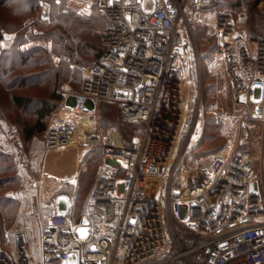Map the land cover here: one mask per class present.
I'll return each mask as SVG.
<instances>
[{"label":"built area","instance_id":"obj_1","mask_svg":"<svg viewBox=\"0 0 264 264\" xmlns=\"http://www.w3.org/2000/svg\"><path fill=\"white\" fill-rule=\"evenodd\" d=\"M52 1L59 0H39L44 24L51 22ZM230 1H85V13L104 18V51L83 67L80 89L66 94L73 103L51 113L42 143L46 151L85 148L76 176L99 150L83 215L87 231L78 234L81 220L73 219L64 195V207L57 200L40 226L39 255L18 221L14 251L0 248V264H264V37L247 33L246 2L235 9ZM207 8L209 19L201 15ZM195 23L206 24L214 39L237 114L223 147L193 152L190 170L182 168L198 139L197 119L182 105ZM100 101L114 103L122 122L142 124L131 143L120 142L114 127L100 130ZM181 169L183 181L174 188ZM7 195L24 201L18 191ZM6 243L11 247L9 237Z\"/></svg>","mask_w":264,"mask_h":264},{"label":"rangeland","instance_id":"obj_2","mask_svg":"<svg viewBox=\"0 0 264 264\" xmlns=\"http://www.w3.org/2000/svg\"><path fill=\"white\" fill-rule=\"evenodd\" d=\"M85 1H56L52 6L51 22L44 24L39 19V0H0V175H6L7 168L14 175L7 183L0 181V248L7 253L14 251L13 242L9 247L6 239L9 237L11 241L17 231L15 225L23 209L18 199L7 195L8 191L17 192L24 183L27 185L29 195L24 203L30 215L51 211L58 193L68 194L73 210L81 214L102 161L99 150H96L73 180L64 179L62 187L51 186L53 179L49 174L58 178L73 176L75 157L86 149L70 146L46 152L42 133L34 129L29 138L24 135L25 128L34 125L33 107H21L14 101L15 96L29 98L32 104L46 100L53 111L63 104L73 103V98H66V94L80 89L83 67L93 62L97 55L89 46L82 52L66 28L71 24L75 29H81V38L91 39L90 28L81 24V20L96 18L99 23L94 31L99 40L104 26V18L98 11L87 14L82 10ZM243 1L247 4V33L264 37V6L261 5L264 0L257 4L252 0ZM149 5L147 1L146 6ZM226 7V4L216 6L217 10ZM210 13V8H207L201 15L209 19ZM66 20L67 25L63 22ZM57 23L66 26L63 34L58 36L54 34ZM22 44L25 47L19 49L18 45ZM99 44L102 47L101 41ZM185 69L182 109L187 117L197 119L195 134L198 139L188 147L182 169L193 170L198 157L193 152L203 155L221 149L227 134L235 131L237 114L230 82L215 57L214 39L206 24L195 23L191 27ZM52 93L60 98L52 97ZM97 110L100 130L106 132L114 127L119 141L124 144L131 143L142 128L141 123L122 122L117 106L112 102L100 101ZM205 125L210 129L203 135ZM248 141L255 149L253 137ZM42 158L45 166H41ZM35 162L37 166H32L36 165ZM33 182L37 183V189L32 187ZM29 242L38 256V228L29 235Z\"/></svg>","mask_w":264,"mask_h":264},{"label":"trees","instance_id":"obj_3","mask_svg":"<svg viewBox=\"0 0 264 264\" xmlns=\"http://www.w3.org/2000/svg\"><path fill=\"white\" fill-rule=\"evenodd\" d=\"M241 1L242 0H231L230 5L233 6L235 9H237V7L241 3ZM252 1H253V4H257L261 0H252ZM54 4H55V2L52 1V6H54ZM52 6H51V14H52ZM67 21L68 20L63 21L65 23V25H67V23H68ZM247 22H248V19H247ZM97 23H99V22H98V20H96V18H94L93 20H91V19L89 20V18H82V20H81V24H83L86 28L87 27L90 28V30H91L90 38L91 39H88L87 37H86L87 38L86 39L85 36H83L84 38H81L80 37L82 34L81 29H75L74 27L71 26V24H70L69 28L68 27L66 28V26H63L60 23H57L56 28L54 29V34L55 35L63 34L64 28H66L68 30L67 34H69V36H71V39H73L75 41V43L80 48H82L81 49L82 52L84 50H86V48H88V46H89V48L91 50L96 51L95 55H97L96 59H98V57L103 53L104 47H103V45H102V47L100 46L99 41H101V40L100 39L98 40L97 33H96V31H94L97 28V26H96ZM103 25H104V23H103ZM254 37H258V36H254ZM51 96L56 98V99L60 98V96H58L54 93H52ZM14 101L18 106H21V107H33V111H34V115H35L34 125L30 128H25V130H24L25 137L29 138L35 129L36 131L42 133V138H43L44 129H45V126H46L47 121H48V119L46 121H45V119H46V117L50 116V114L53 112V107L48 105L46 100H43L40 103L32 104L31 100L29 98L15 96ZM209 129H210L209 126L205 125L203 135H204L205 130H209ZM6 166H10V164H6ZM9 170L10 169L7 168V174L6 175H0V181L2 180L3 182H6V183L11 181V179H12V177H14V175L10 174Z\"/></svg>","mask_w":264,"mask_h":264},{"label":"crops","instance_id":"obj_4","mask_svg":"<svg viewBox=\"0 0 264 264\" xmlns=\"http://www.w3.org/2000/svg\"><path fill=\"white\" fill-rule=\"evenodd\" d=\"M46 152H48V151H46ZM83 154H84V152H82L81 153V155H77L76 157H75V160H74V163L72 164V166H75V172H74V174H73V176H70V177H65V178H58V177H56V176H54V175H52V174H49V176L50 177H52V179L55 181V185H57L58 187H62L63 186V184H61V183H63L62 181H64V179L65 180H67V181H69L70 182V180L72 179H74L75 178V176H76V169H77V162H78V160L80 159V157H82L83 156ZM7 155H9V153H7ZM36 163V162H35ZM34 163V164H35ZM32 166H37V163H36V165H32ZM39 166V165H38ZM41 166H45V164H44V158H42V164H41ZM48 166H50V165H48ZM24 168V167H23ZM48 174V173H47ZM95 178V177H94ZM94 180V179H93ZM93 182V181H92ZM61 184V185H60ZM54 185V186H55ZM92 185V184H91ZM56 186V187H57ZM22 188H24V190L22 191ZM28 188H27V185L24 183L23 184V186L22 187H20V189L18 190V192H20V195H22V198H23V202H22V204H23V209H21V211L19 212L20 214H19V218H18V220H17V222L18 221H22V223H23V225H24V228H25V233H26V236H29L30 234H31V232L33 233L34 232V229H39V231H40V226H41V224H43L53 213H55V209H56V201L57 200H59V202H60V205H61V207H64V204H65V199H63L62 197L64 196V195H66V196H68V194H66V193H58L57 195H56V197H55V199H54V208L51 210V211H49L48 213H45V214H43V215H40V214H38V213H33V215H30V214H28L27 212H26V206H25V199H26V197H27V195H29L28 194V190H27ZM90 189H91V187H90ZM90 191V190H89ZM89 193V192H88ZM87 196H88V194H87ZM87 196H86V200H87ZM68 199H70V197L68 196ZM70 201H71V199H70ZM86 207V206H85ZM84 211H85V208H84V210H83V212L81 213V214H78L75 210H73V207H72V216H73V219L75 220V221H80V220H82V217H83V215H84ZM16 222V223H17ZM29 228H31L32 229V231L30 232L28 229ZM11 242H13V238L11 237Z\"/></svg>","mask_w":264,"mask_h":264},{"label":"water","instance_id":"obj_5","mask_svg":"<svg viewBox=\"0 0 264 264\" xmlns=\"http://www.w3.org/2000/svg\"><path fill=\"white\" fill-rule=\"evenodd\" d=\"M183 177H184V173L182 170H180L178 177H176L175 179L174 188H177L180 185V183L183 181ZM81 223L82 225L77 227V232L79 235H85L87 231V227H86L87 220L85 217H82Z\"/></svg>","mask_w":264,"mask_h":264}]
</instances>
